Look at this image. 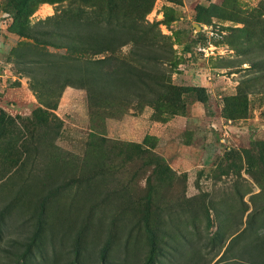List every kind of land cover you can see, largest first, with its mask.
<instances>
[{"label":"rangeland","instance_id":"obj_1","mask_svg":"<svg viewBox=\"0 0 264 264\" xmlns=\"http://www.w3.org/2000/svg\"><path fill=\"white\" fill-rule=\"evenodd\" d=\"M110 9L136 24L128 31L132 20L102 21ZM30 10L16 33L14 9L0 0L2 262L217 264L264 235V68L248 63L264 56V0H45ZM89 20L115 47L91 56L129 59L168 86L158 85L156 108L97 106L85 88L47 84L89 53L34 38L62 31L78 39ZM148 48L164 57L132 54ZM196 86L205 102L185 90ZM63 183L46 205L42 239L27 251L38 197ZM147 190L159 236L151 259L141 217Z\"/></svg>","mask_w":264,"mask_h":264},{"label":"trees","instance_id":"obj_2","mask_svg":"<svg viewBox=\"0 0 264 264\" xmlns=\"http://www.w3.org/2000/svg\"><path fill=\"white\" fill-rule=\"evenodd\" d=\"M12 9L15 13V25L12 28L13 32L18 33L21 30L22 24L25 23V17L27 13L31 11V7L37 5L39 2L45 0H9ZM112 17L104 19L107 23L115 24V22H120L121 24L127 23L132 20L133 23L129 24L128 31L133 28L137 21L131 15H123L119 12L110 9L106 11ZM107 13H105L107 15ZM135 21V22H134ZM86 27V31L83 36H79L78 39L67 32H56L53 36H40L34 39L42 44L51 45L54 47H63L70 49L73 53H78L79 51H85L89 53L88 60L85 59L84 62H79L78 57H76L70 65H67V74L61 76L54 74L48 78H44L47 84L58 83L60 88L67 85L77 86L80 88H85L87 91V98L89 102L101 106L102 104H124L130 105L134 101L135 105L143 107V105H149L155 107L159 100L164 96V92L158 89V85L165 86L163 82L158 80H151L155 75L149 74L147 71L139 68L132 63L129 59H124L114 54H107L103 57H93L91 55H98L105 53V51L111 52L114 50V45L111 44L110 40H107V36H101L97 31L98 25L101 24L97 21L91 22L86 21L83 24ZM148 27V28H147ZM151 26H146L143 29V33L149 36ZM127 41L134 42L133 39H126ZM127 41H123L122 44ZM91 54V55H90ZM136 57L157 62L164 57L162 52H157L156 50L148 49H136L132 52ZM247 63V62H246ZM249 66L253 68H264V56L261 57H251L248 61ZM186 91L196 93V99L201 102H205L207 99L206 90L202 86L196 87H186ZM60 91L58 92V95ZM57 95V97H58ZM159 98V99H158ZM157 99V100H156ZM51 102V101H50ZM49 103V102H48ZM49 105V104H47ZM170 106V104H167ZM55 107V104H53ZM1 123V122H0ZM1 127V126H0ZM65 185L58 184L51 189H48L45 193L38 197L37 207L34 209L36 212V218L32 228V232L28 237L30 242L27 243V251H31L32 247L37 243V240L42 239L43 226L45 224L44 215L45 209L48 202L58 194L59 190ZM145 203L141 210L142 222L144 224V230L146 232V240L148 243V258H154L159 254L158 245V232L150 224V210H151V191L147 190L145 196ZM206 220L207 225H211V218L209 217V212L206 210ZM80 235L81 232L77 234L75 244L77 246L76 252L78 253V246H80ZM213 240V239H212ZM109 242L101 246L100 254L102 258H105V253L109 248ZM234 242V238L232 243ZM235 251V252H234ZM229 255L228 258L222 259L217 264H264V235L255 236L245 243L241 244L239 247H231V250H227ZM25 252L22 256H26ZM197 257V256H196ZM224 261V262H223ZM0 264H9L2 262ZM196 264V263H193Z\"/></svg>","mask_w":264,"mask_h":264},{"label":"built area","instance_id":"obj_3","mask_svg":"<svg viewBox=\"0 0 264 264\" xmlns=\"http://www.w3.org/2000/svg\"><path fill=\"white\" fill-rule=\"evenodd\" d=\"M200 50L204 51V52H207V48L206 47H199ZM232 120H228V121H225V124L222 125V128L221 130L223 131V134L226 135L228 133V126L229 124L231 123Z\"/></svg>","mask_w":264,"mask_h":264}]
</instances>
